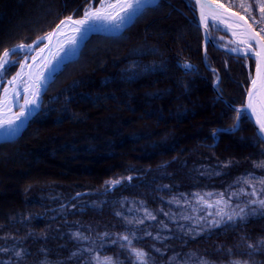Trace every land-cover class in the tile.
Returning <instances> with one entry per match:
<instances>
[{
	"label": "rangeland",
	"instance_id": "1",
	"mask_svg": "<svg viewBox=\"0 0 264 264\" xmlns=\"http://www.w3.org/2000/svg\"><path fill=\"white\" fill-rule=\"evenodd\" d=\"M168 1L171 2V0ZM99 4L100 0L97 2L90 0L87 5L93 7ZM63 5V0H0V46L14 37L45 25ZM149 6L152 7L154 4L146 7ZM154 7L157 9L148 10L139 24V26H143V24H146L145 27L149 26V29L142 33V43L136 44L135 47L121 48V43L123 44L124 40L132 35L136 28L126 33L122 39H109L110 37H108L105 38V41L101 39L93 41L79 63L68 67L63 73L57 75L55 85L51 90V92L53 91L51 95H57V100L53 99L48 105L50 108L52 107L51 115L47 116L44 122L36 123L21 142L12 146L11 144L6 145L0 149V227L2 228H0V232L11 231L8 232L9 236L12 234L16 236L17 230L20 228L16 229L15 225L23 226L31 218L45 214L43 211L47 209L49 212L50 209L59 207L76 195L86 200L85 209L89 208L87 211L90 213L94 212L100 215V210L104 211L105 203L111 204L107 205L109 210L111 207L116 209V206H120L122 203L107 200L108 193H105V190L111 189L114 184L121 181V178L114 179L110 183L109 181L108 183L101 182L98 184L99 186L92 185L89 189L79 190L74 196L71 195V187L82 185L83 183H77L85 181L91 183L94 180L93 184H95V179L101 173V169L122 166L127 160L139 159L146 155L150 157L152 154V157L149 158L152 161L165 155L167 151H169L168 157L171 158L176 155L173 150H170V148H174L175 140L179 141L180 138L184 139L186 136L190 139L183 140L184 145H180L179 149L182 150L184 146H188L187 152H182V156L179 152L177 153L182 159L173 170L181 176L178 179L181 182H195L199 178L201 180V176L203 178L216 176L217 178V174L220 172H228L227 169L232 164L229 162L231 159L233 164L238 166L236 169L238 177L231 181L234 186L238 184L236 181L245 182L243 179L248 175L249 177L250 175L256 177L260 175L259 167L256 165L264 162V149L245 127L237 133L224 136L219 142L217 150L210 151L205 145L206 140L202 145L197 144V135H202L203 132H206L207 127L215 124L224 116L223 114H227L225 107L227 104L229 105L227 102L229 100L219 88L221 95L217 91L212 95L205 81L198 80V82L193 79L189 73L185 72L182 63H179L177 57L185 52L181 49L195 48V32L184 17L188 16L187 12L179 6L174 7V10L177 9L182 14V16L180 15L182 19L183 17L186 19L181 21L178 19L179 15L174 16L172 9H162L164 3ZM253 7L252 5L249 14L256 15L259 19L260 15L254 13ZM160 10H163L161 13L163 18L174 16L173 18L176 19L151 22V19L155 18ZM128 25L117 34L124 33ZM211 26L210 31L215 41L234 46V40L230 33L219 25L211 23ZM149 38L152 39L151 45L145 44ZM21 43L24 42L17 44ZM28 52L27 49H24L22 52L12 55L10 59L21 63L29 54ZM141 53H152L157 62L151 63L144 59H140L138 62L137 57ZM169 53L177 54L174 57V63L173 61L169 62L170 58H166ZM126 55H131V58H128L124 63L123 57ZM244 58L245 56H243ZM160 59H165L167 62L164 64L158 62ZM244 63L248 67L251 63L254 68L252 59H245ZM14 64L18 63L9 64L8 68L10 69ZM126 64L129 66H125ZM7 70L3 74L4 85L7 82L5 79ZM252 72L253 70L250 72V76ZM133 77L139 78V80H132ZM2 89L0 87V94ZM196 90L197 94L196 92L193 94V91ZM86 95L88 98L85 99ZM157 96L161 97L158 99ZM218 96L223 101L219 105H213ZM134 100L139 101L140 108L138 110L141 116L125 112V110H129V106H132L131 101ZM166 100H171L173 104L163 105ZM229 102L238 105V103ZM233 105L231 106L233 107ZM198 110L200 111L198 115L196 114L197 118L192 117ZM181 119L188 120V122L181 125L183 121ZM154 130H157L156 135L149 136V133ZM123 137L128 140L122 143ZM202 146H204V150L197 151ZM176 150L179 151L177 148ZM219 151L222 154L226 153L228 157L224 154L221 158L218 156L219 160L213 162L215 154ZM202 155L203 158L199 159ZM95 156L104 158L102 157L96 162L91 161L90 157ZM167 170L165 165L158 164L149 173L153 178H160ZM254 176L243 191L239 189L236 192L232 187L227 190L200 191L199 196L193 195L185 201L188 205L182 213L184 215L181 216L183 230H195L197 233L207 234L213 226L230 224L239 219V217H235L229 221L227 216L222 218L217 215L220 209L231 214L233 211L238 212L240 208H245V212L249 215L253 208L256 209L255 213L261 210L258 205L248 203L252 199H264V184L260 182L264 180V175L261 174L257 177L258 179ZM53 181L56 184H53ZM58 185L60 190L56 187ZM248 185L249 187H247ZM131 189L133 190L129 189V192L134 191L135 193L136 190L142 195L153 196L156 193L153 189L144 188L142 183L138 182ZM254 189L256 194L252 195ZM209 193L211 195H208ZM221 193L223 200L228 202L227 207L223 203H216L221 200L219 195ZM200 197H203V200ZM51 198H54L52 199L54 202L46 205L45 203ZM60 199L61 201H59ZM56 200L58 201L56 202ZM162 202L160 201L157 208H161L167 213L171 208L169 209V205L162 204ZM37 203H40V206ZM136 204L129 205L131 210L139 209ZM30 206H34L36 212L29 211ZM83 206L81 205L82 208ZM155 206L156 204L153 205V207ZM159 214L162 215L160 212ZM47 215L55 216V213L50 212ZM146 217L149 218L148 215ZM167 219L169 218L167 217ZM167 221L163 220L162 226H168L169 222ZM213 221H217V223L214 224ZM10 224L14 228H7ZM149 224L151 222L146 223V226ZM136 228L137 226H132L130 233ZM130 233H126L124 236L130 235ZM27 236L29 235L22 234L21 240ZM223 257L226 258L227 255Z\"/></svg>",
	"mask_w": 264,
	"mask_h": 264
},
{
	"label": "trees",
	"instance_id": "2",
	"mask_svg": "<svg viewBox=\"0 0 264 264\" xmlns=\"http://www.w3.org/2000/svg\"><path fill=\"white\" fill-rule=\"evenodd\" d=\"M95 1L97 2L98 0ZM221 1L231 8L243 12L251 21L253 14H249V11H246L239 5L244 4L245 8L248 5H253L254 13L259 14V4L264 2V0ZM89 2L90 0H63L64 5L52 15L48 23L38 29L33 31L30 30L23 35L14 37L7 43L1 45L0 54L5 48L15 43L33 41L36 37L53 28L59 19L67 14H82ZM163 3L164 7L162 9H172L174 16L179 15L178 19L181 21L186 18L196 35L195 48L186 47L185 49H181L185 52L182 53V57H177L179 58V63L181 62L182 65L188 62L193 65L191 69L184 68L185 72L189 73L190 76L197 81H205L212 95L216 92L213 87V82L217 78V75H220L217 88H219L229 101L238 104L243 103L249 83L250 72L253 70V64L250 63L248 67L246 63H244L243 57L225 52L217 46L212 45L210 42L207 43L206 50H204V37L200 27L195 23L196 12L192 0H171V2L168 0H161L154 6L158 7ZM154 6L146 7L145 10L140 12L132 23L126 27L124 33L107 34L97 32L88 35L83 41L79 54L75 58L66 61L51 79V82L44 91L41 108L33 118L30 119L28 126L18 137L1 141L0 149L6 145L11 144L12 146L18 144L26 137L27 133L36 123L44 122L46 117L51 115L52 107L50 108L48 105H50L53 99L57 100V95H51L53 93L51 90L55 85L54 82L57 75L63 73L68 67L79 63L93 41L96 39L105 41V38L108 37H110L109 39H122L126 33L136 28L134 33L125 39L123 44L121 43V48L125 49L128 46L135 47L136 44L142 43V33L149 29V26L145 27L146 24L139 26V24L141 19L145 16V13L155 8ZM176 6L186 11L189 16L185 15V18L183 17L182 19V14H180L177 9L174 10ZM162 11L163 10H160L159 14L151 19V22H156V20L172 21L176 19L173 18L174 16L163 18L161 14ZM256 19L259 20L260 18L258 19L256 16ZM254 25L260 31V28L256 24ZM261 34L264 35V33ZM149 39L145 44L151 45L152 39ZM176 55L177 54L169 53L166 58H170L169 62H171L175 60L174 57ZM128 58H131V55L123 57L124 63L127 62ZM140 59L151 61V63L155 61L152 53H141L137 57L138 62ZM158 62L164 64L167 61H165V59H160ZM174 62L175 61H173V63ZM16 66L17 64L12 65L11 68L7 70L6 75L12 74ZM125 66L129 65L126 64ZM132 80L136 81L139 80V78L133 77ZM87 96L88 95H86L85 99L88 98ZM222 101L221 98L218 99L217 97V102L215 100L213 105H219ZM225 108L227 114H223L224 116L217 120L215 124L211 125L209 128L207 127L208 129L206 128V132H203L202 135H197V144L199 143L202 145L204 140H206L205 145L210 151L217 150V146L224 136L237 133L241 128L245 127L249 133L254 135L260 147L264 149L263 141L259 139L253 124L245 113H242L240 116V129L235 132L227 131V129L236 122V112L233 107L228 104ZM222 127H227V129ZM215 135H217V138H215ZM185 147L188 146H184L182 150H184ZM203 147L204 146L198 148L197 151L204 150ZM178 152L180 156H182V152L177 151L175 152L176 155L172 156L174 159L168 157L167 153H169V151H167L165 155L159 156L152 161L149 159L152 157V154L150 157L146 155V157L141 156L139 159L127 160L122 166L111 167L109 172L101 178L95 179V184H93V180L91 183L90 181H85L77 183H83L82 185H73L71 187L72 196L79 192V190L89 189L92 185H98L99 183L101 184V182L108 183V181L110 183L113 182L114 179L121 178V181L114 184L111 189L107 188L105 193H108L107 200L121 202L122 204H120V206L117 205L116 209L111 207V210H114V212H111V210L107 208V205L110 203H105L103 205L104 211L102 210L101 212L100 210V215H98L94 212L90 213L87 211L89 208L85 209L86 200L76 195L62 205H59V207L50 209L51 211L49 210V212L47 209L43 211L45 214H40L31 218L28 223L23 226L15 225L16 229L20 228L17 230L18 233L16 236H13L14 234L9 236L10 233L8 232L11 231L5 232V230H3V232H0V234L4 233L0 237V264H96V260L93 259L96 254L100 257H112L114 260L119 261V264H130V262L131 264H138V262L135 261L134 255L130 254L128 241L120 239L124 234L130 233L132 226H137V228L135 231H132L130 235L128 234L131 247L144 250L148 254V264H202V262H206V264H233L235 261H239L241 264H264V243H262L264 242V209L259 210L255 214H248L243 219L239 218L238 220H234L230 224L225 223L213 226L207 234L197 233L195 230H183L181 226V216L184 215L182 213L185 211V208L187 209L188 205L185 201L189 200L195 193L198 194L200 191L211 192L217 191L215 189L227 190L232 188H235L234 191L238 192L239 189L243 191L248 183L242 182V180L240 182L236 181L238 182L236 186H234V183H231L232 180L238 177V174H236L238 173L236 172L238 166L237 164H233L232 159L229 161L232 164L227 169L228 172H220L217 174V178L216 176L213 178H207V176L203 178L201 176L202 179L200 180L199 178V180L195 182H181L178 180L181 176H179V174L177 175L178 172L173 171L177 163L180 162L179 160L182 159L179 154H177ZM224 154L228 157L226 153L222 154L221 151L217 152L213 162L219 160L218 158H221ZM200 157L199 159H202L203 155ZM158 164L160 166L165 165V168L168 170L160 178H153V176H150L151 173H149V171L152 172V168ZM258 170L260 175H264L263 167H259ZM253 176L254 175H250L249 177L248 175L243 181L253 180ZM254 177L257 178L256 176ZM137 182L139 184L142 183L144 188L148 187V190L153 189L156 193H154L153 196H149L146 194L142 195L136 190L135 193L134 191L129 192L133 190L131 188H133ZM52 183L56 184L54 181ZM56 187L60 190L59 185ZM247 187H249V185ZM52 199L54 198L48 199L45 204L50 205L53 203L54 201ZM57 201L58 200H56V202ZM59 201H61V199ZM160 201H163L162 204L167 203L171 210L166 213L163 209L157 208V206L160 205ZM132 203H137L136 205L139 206L140 210H131V206L129 205ZM37 204L40 206V203ZM154 204H156L155 207H153ZM42 205H44L43 202ZM81 205H84L83 208ZM28 209L29 211L32 210V212H36L34 206H30ZM50 212L55 213V216L47 215ZM159 212L162 215H160ZM146 215H148L150 219L147 218ZM167 217L174 221H170ZM163 220H168L167 222H169V225L162 226ZM148 222H151V224L146 226ZM11 227L14 228L11 224L7 226V228ZM77 233H79V236L76 235ZM22 234H27L29 236L21 240ZM113 241L116 243H113ZM249 245L253 247H249ZM89 249L91 251H88ZM17 253H20V255H17ZM224 255H227V257H223Z\"/></svg>",
	"mask_w": 264,
	"mask_h": 264
},
{
	"label": "snow or ice",
	"instance_id": "3",
	"mask_svg": "<svg viewBox=\"0 0 264 264\" xmlns=\"http://www.w3.org/2000/svg\"><path fill=\"white\" fill-rule=\"evenodd\" d=\"M152 3H155V0H115V3H108L107 0H100V6L89 7L86 9L82 19L73 20L72 17H67L65 20L60 21V24L56 26V30L47 33L45 36L39 37L37 41H33V44L21 43L14 45L11 49H4L3 53L0 54V87L3 88L5 96L9 91V86L11 87L12 98L9 102L8 110L11 111V108L16 106L15 102L21 96V92H23L25 98L23 103L19 105L20 111L14 114L12 119L0 118V129L6 128L8 130V135H14L15 132L19 130L20 126L17 122L22 123L23 120L27 119V116L35 110V108L40 106L41 92L44 85L48 82L47 73L55 70L53 61L59 63L62 59L59 53L64 52L65 49L61 46L59 51L53 54L52 58L44 63L42 67L37 65V70L35 72L29 71L27 73H23V69L28 68L31 70L33 69V64H28L26 57L24 63L12 61L10 59L12 55L22 52L24 49H32L33 45L37 42L48 40L50 43L54 37L63 35L62 26L66 25V21L74 25L72 29L74 36L67 41L69 46L74 47L77 44V37H82L94 22L107 21L116 26H120L130 20L132 16L145 10L146 6ZM194 3L199 8L200 22L205 29L208 28L209 21L217 25H220L221 23L227 24L229 18H234L238 21L237 28H239V31L231 30V28L229 29L231 35L237 39L233 41L234 46L228 50L231 52H243L245 56H251L256 63V78L251 80L252 88L247 92V103L241 108H235L233 106V109L236 112V122L227 129V131H238L240 129L239 121L241 114L249 112L250 114L256 115L255 124L257 125L258 136L261 141H264V104L261 105V108L257 113L256 106L253 102L255 92L258 90H264V35H261V33H264V2H261L258 7L260 19L257 20L256 16L252 15V23H248L245 17L240 16L239 13L232 12L231 8L226 7L224 4L212 5L209 4L208 0H194ZM239 6L251 13L252 5H248L246 8L244 4H240ZM210 8L213 10L209 11L208 9ZM239 22H242V25ZM252 24H256L260 28V31H256ZM253 45H255V47H253ZM48 47L49 45L45 44L44 48L40 49V52H44ZM32 60L35 62L37 57H32ZM13 63H18L22 71H18L11 80L7 81V86H5L3 80L4 71L6 70L7 65ZM182 67L191 69L193 65L188 62L182 65ZM22 74L27 76V80L24 81V87L21 89L16 82L22 78ZM217 79L219 78L217 77ZM219 98L220 97L218 96V99ZM3 103L4 101L0 99V111H2ZM256 167H264V162L257 164ZM245 182L251 183L250 180H246ZM260 182L261 184H264V180H261ZM255 194L256 192L254 189L252 195ZM195 195L199 196V194ZM208 195L211 194L209 193ZM219 195L221 196V200H218L216 203H223L225 207H227L228 202L223 200V194L221 193ZM200 199L203 200V197H200ZM248 203L250 205H258L259 208L264 209V199H252ZM255 211L256 209L253 208L251 214H255ZM248 214L249 213L245 212V208H240L238 212L233 211L231 214L224 212L223 209H220V211L217 212V215L222 218L227 216L229 221L233 220L235 217L243 219ZM213 223L215 224L217 221H213ZM76 235L79 236V233ZM120 239L128 241L130 254L134 255L135 261L138 262V264H148V254L144 250L132 248L131 241L127 235L120 237ZM113 243L116 242L113 241ZM249 247L253 246L249 245ZM88 251L91 250L89 249ZM17 255H20V253H17ZM93 259L96 260V264H119V261L114 260L112 257H100L98 254H96ZM202 264H206V262H202ZM233 264H241V262L235 261Z\"/></svg>",
	"mask_w": 264,
	"mask_h": 264
},
{
	"label": "bare ground",
	"instance_id": "4",
	"mask_svg": "<svg viewBox=\"0 0 264 264\" xmlns=\"http://www.w3.org/2000/svg\"><path fill=\"white\" fill-rule=\"evenodd\" d=\"M219 1H221V0H219ZM108 3H115V0H108L107 1ZM160 2V0H155V3H152V4H154V5H156V4H158ZM221 2H223V1H221ZM224 3V2H223ZM152 4H148V5H152ZM147 5V6H148ZM227 5V4H226ZM100 6V4L99 5H97V6H93V7H99ZM89 7V6H88ZM88 7H86L85 9H84V11L86 10V9H88ZM209 11H212L213 9H208ZM140 13V12H139ZM139 13H137L136 15H134V16H132V18L130 19V20H128V21H126L123 25H125L127 22H132L133 20H134V18L139 14ZM83 15H84V12H83V14H82V16L81 17H78V18H75V16H67V17H72L73 18V20H80V19H82L83 18ZM188 15V14H187ZM189 16V15H188ZM246 16V15H245ZM67 17H64V18H62L61 20H65ZM196 17H197V15H196ZM247 18L250 20V18L247 16ZM60 20V21H61ZM60 21L57 23V25L58 24H60ZM251 21V20H250ZM130 22V23H131ZM195 23H196V20H195ZM237 23H238V21L236 20V19H234V18H229L228 20H227V24H223V23H221L219 26L220 27H222V29H224V30H226L228 33H230V35H231V31L229 30L230 28H231V30H234V31H239V28H237ZM241 25H242V22H239ZM251 23H252V21H251ZM56 25V26H57ZM123 25H120V26H116V25H114V24H112V23H110V22H107V21H96V22H94L89 28H88V30H87V32L82 36V37H77V44H76V46H74V47H71V46H69V44L67 43V41L71 38V37H73L74 36V33H73V31H72V29H73V27H74V25H72L70 22H67L66 21V25L65 26H62V31H63V35H59V36H56V37H54L53 39H52V41L49 43V41L48 40H44L43 42H41V44H39L38 46H36V44H34L33 45V48L32 49H27L29 52V54L26 56V58H27V63L28 64H33V69H31V70H29L28 68H25V69H23V73H27V72H29V71H33V72H35L36 70H37V68H36V66L37 65H39V66H43V64L44 63H46L48 60H50L51 58H52V55L53 54H55V53H57L58 51H59V48L61 47V46H63L64 47V49H65V51L64 52H60L59 53V55H60V57H62V59L59 61V63H57L56 61H53V64L55 65V70H57L59 67H60V65H62V63L67 59V58H69L70 56H72V55H75L76 53H77V51L81 48V45H82V41H83V39H84V36L87 34V33H89V31L91 30V29H99V30H103V31H111V32H116L115 34H117V33H119V32H121L122 30H119ZM198 25V24H197ZM217 25V24H216ZM254 25V24H253ZM56 26L52 29V30H50L49 32H52L53 30H56ZM199 26V25H198ZM255 26V25H254ZM200 27V26H199ZM208 27H209V29H211V21H209V24H208ZM255 28H256V26H255ZM200 29H201V31H202V34H203V37H204V32H203V30H202V28L200 27ZM257 29V28H256ZM258 30V29H257ZM57 31H60V30H57ZM259 31V30H258ZM48 32V33H49ZM95 32H99V31H95ZM47 34V33H46ZM46 34H44L43 36H45ZM232 36V35H231ZM232 38H233V40H235V39H237V38H234L233 36H232ZM212 45H214V46H216L214 43H212V42H210ZM45 44H48L49 45V47L47 48V49H45V51L44 52H40V49L41 48H44V45ZM35 46H36V48H35ZM253 47H255V45H253ZM219 48V47H218ZM220 49V48H219ZM32 57H37V60L35 61V62H33V60H32ZM248 60V59H252L253 60V62H254V69H255V65H256V63H255V60L251 57V56H245V58L243 59V60ZM25 62V58L23 59V61L21 62V63H24ZM19 67V68H18ZM17 67V69H16V71H15V73H13L11 76H9L8 78H6L7 79V81L8 80H11L12 79V77H14L15 75H16V73L18 72V71H22L21 69H20V66H18ZM54 70V71H55ZM53 71V72H54ZM53 72H49V73H47V79L50 77V76H52V74H53ZM252 74H253V72H252ZM253 76V75H252ZM251 77V76H250ZM27 80V76L26 75H23L22 74V78L21 79H19V80H17V85H19V87L22 89L23 87H24V81H26ZM250 78H249V83H250ZM49 83V82H48ZM5 86H7V82L5 83ZM44 87H45V89H46V86L44 85ZM43 87V88H44ZM196 92V94H197V90L196 91H193V94ZM246 92H247V90H246ZM245 95H246V93H245ZM161 96H157V98L159 99ZM11 98H12V91H11V87L9 86V91H8V93H7V95L5 96V94L3 93V89H2V92H1V94H0V99H2L3 101H4V103H3V108H2V111H0V118H3V119H12L13 117H14V114H16V113H18L19 111H20V108H19V105L20 104H22L23 103V101H24V94H23V92H21V96L16 100V102H15V104H16V106L15 107H12L11 108V111H9L8 109H9V102L11 101ZM30 98V97H29ZM134 98H136V97H134ZM136 100H138V98H136ZM136 100H134V101H131V104H132V106H129V110H125V112H127V113H131L132 115L135 113V115H139L140 116V112H139V108H140V105H139V101H136ZM215 100H216V102H217V98H215ZM244 101H245V97H244ZM41 102L42 101H40V105H41ZM162 102H164V101H162ZM175 102V101H174ZM253 102H254V104H255V106H256V109H257V113L259 112V110H260V108H261V104H260V99H259V96H258V92L256 91L255 92V94H254V97H253ZM173 104V102H171V100H166L164 103H163V105H165V106H169L170 104ZM244 103V102H243ZM243 103L242 104H240V105H243ZM230 105V104H229ZM231 106V105H230ZM40 107V106H39ZM39 107L38 108H35V110L34 111H32L28 116H27V119H25V120H23V122L22 123H20V122H17L20 126H19V128L21 127V126H23V124H25V122L29 119V117H31L32 115H34V114H36L37 113V111H38V109H39ZM197 110V109H196ZM199 111L200 110H198L197 111V113H195V115H193L192 117H194L195 116V118H197V115L199 114ZM197 114V115H196ZM255 115V114H254ZM247 116V115H246ZM256 116V115H255ZM191 117V116H190ZM249 119V118H248ZM181 120H183L182 121V123H181V125L183 124V123H185V122H188V120H189V118H188V120H184V119H181ZM180 120V121H181ZM250 120V119H249ZM125 122H127V121H125ZM252 123V122H251ZM253 124V123H252ZM253 127H254V130H255V132L258 134V132H257V129H256V127H255V125H253ZM222 128H224V129H227V127H222ZM7 129L5 128V129H0V138H2V137H6V136H11V135H8L7 134ZM159 132V131H158ZM156 133H157V130H154L153 132H151V133H149V136H152V135H156ZM215 138H217V135H215ZM185 139H190V138H188L187 136L186 137H184V139L182 138H180V140H181V142H179V141H176L175 140V145H174V148H170V150L172 151H174V152H177V150H176V148L179 150V148H180V145H184L182 142H183V140H185ZM122 140V143L123 142H126L128 139H126V138H122L121 139ZM263 143H264V141H263ZM121 144V143H120ZM119 144V145H120ZM167 150H169V149H167ZM180 152H187V147H185L184 148V150H179ZM103 157V156H102ZM102 157H90V159L92 158V160L91 161H94V162H96V161H98V159H101ZM104 158V157H103ZM108 158V157H107ZM178 164V163H177ZM110 169L111 168H109V169H107V167H105L104 169H101V173L99 174V176L97 177V179H99V178H101L103 175H105L106 174V172H108V171H110ZM53 175H55V174H53ZM177 175H178V173H177Z\"/></svg>",
	"mask_w": 264,
	"mask_h": 264
},
{
	"label": "water",
	"instance_id": "5",
	"mask_svg": "<svg viewBox=\"0 0 264 264\" xmlns=\"http://www.w3.org/2000/svg\"><path fill=\"white\" fill-rule=\"evenodd\" d=\"M193 1H194V0H193ZM208 2H209V4H212V5L224 4L226 7L230 8V7L227 6L225 3H223V2H221V1H219V0H208ZM196 10H197V21H198L199 26L202 28V30H203V32H204L205 42L210 41V42L214 43L217 47H219L220 49H222V50H224V51H227V52H230V53H233V54H236V55H240V56H245V54H244L243 52H231V51L228 50L229 48H231V47H233V46L225 45V44H222V43H220V42L215 41L214 38H213V35H212V33H211L210 29H209V27H208L207 29H205V27L203 26V24L200 22L199 8H198L197 6H196ZM231 11H232V12L239 13L240 16L245 17V19L248 21V23H251V21L247 18V16H245L242 12H240V11H238V10H235V9H232V8H231ZM130 22H131V21H130ZM130 22H127V23H126L125 25H123L119 30H123L124 27H125L126 25H128ZM252 26H253V28H254L256 31H258V30L255 28V26H254L253 24H252ZM95 31L105 32V33H113V32H111V31H103V30H99V29H91V30L89 31V33H90V32H95ZM51 78H52V76H50V77L48 78V82H49V80H50ZM254 78H256V65H255L254 74H253V77L251 78V80L254 79ZM251 80H250V83H249V85H248L247 92H248L249 89L252 88ZM48 82H47V84H45V86L48 85ZM213 87H214V89H215V90L221 95V93L219 92V90H218L217 87H216V83H213ZM44 90H45V87L43 88V90H42V92H41L40 101L42 100ZM247 92H246V95H245V101H244L243 105H233V104L230 103L229 101H227V102H228L230 105L235 106L236 108H241V107H243V106L247 103V99H248V97H247ZM257 92H258V96H259V99H260V104L262 105V104H264V90H258ZM245 114H246L247 117L250 119V121L253 123V125H255V127H256V129H257V125L255 124L256 116H255L254 114H250L249 112H245ZM28 122H29V119L25 122V124H23V126H21V127L19 128V130H18L17 132H15L14 135H11V136H9V137L1 138V140H2V139H11V138H14V137L18 136V135L21 133V131L27 126Z\"/></svg>",
	"mask_w": 264,
	"mask_h": 264
}]
</instances>
